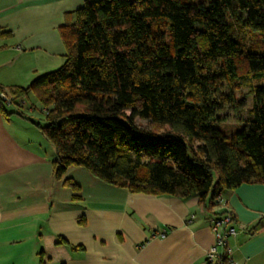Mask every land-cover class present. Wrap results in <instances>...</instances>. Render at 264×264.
<instances>
[{"label": "trees", "instance_id": "obj_1", "mask_svg": "<svg viewBox=\"0 0 264 264\" xmlns=\"http://www.w3.org/2000/svg\"><path fill=\"white\" fill-rule=\"evenodd\" d=\"M73 17L59 29V68L0 87L3 111L4 97L28 92L43 106L35 125L54 146L57 179L84 167L132 193L197 195L208 208L223 191L264 184V0H95ZM241 88L248 122L226 131L217 115Z\"/></svg>", "mask_w": 264, "mask_h": 264}, {"label": "crops", "instance_id": "obj_2", "mask_svg": "<svg viewBox=\"0 0 264 264\" xmlns=\"http://www.w3.org/2000/svg\"><path fill=\"white\" fill-rule=\"evenodd\" d=\"M91 1L0 0V87L24 88L59 68L66 54L59 29ZM3 107L0 264H204L210 223L223 209L235 218L237 234L227 240L234 261L264 264V224L255 229L264 222L263 183L223 191L208 208L197 195L132 193L84 167L57 179L52 143L16 107ZM66 179L79 186V199Z\"/></svg>", "mask_w": 264, "mask_h": 264}, {"label": "rangeland", "instance_id": "obj_3", "mask_svg": "<svg viewBox=\"0 0 264 264\" xmlns=\"http://www.w3.org/2000/svg\"><path fill=\"white\" fill-rule=\"evenodd\" d=\"M198 2L200 0H193ZM229 90H223L220 98H224L229 94ZM235 102L234 105H224L222 110L218 113L219 118L217 124L221 126L226 131H230L240 124L247 123L249 117V110L252 106V96L247 88H241L234 92ZM21 98L14 100L11 104L4 103L6 108L16 107V112L22 118H25L34 124L41 123L45 124V114L43 111V106L33 95V93L23 96ZM220 99V101H221ZM235 106V107H234ZM36 122V123H35ZM136 123L141 126H146L148 124L147 120L136 119ZM210 197H208L209 199Z\"/></svg>", "mask_w": 264, "mask_h": 264}, {"label": "built area", "instance_id": "obj_4", "mask_svg": "<svg viewBox=\"0 0 264 264\" xmlns=\"http://www.w3.org/2000/svg\"><path fill=\"white\" fill-rule=\"evenodd\" d=\"M4 102L11 104L13 101L10 97H4ZM216 200L218 204L222 202L220 194H217ZM210 229L214 235V243L205 253L204 264H238L232 258V249L227 242L229 237L237 234L229 211L221 216L216 215L210 223Z\"/></svg>", "mask_w": 264, "mask_h": 264}]
</instances>
